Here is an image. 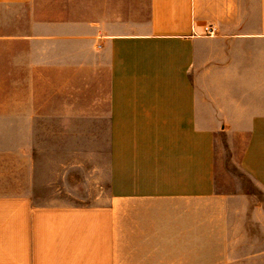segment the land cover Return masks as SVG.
I'll return each instance as SVG.
<instances>
[{
    "label": "crops",
    "instance_id": "crops-1",
    "mask_svg": "<svg viewBox=\"0 0 264 264\" xmlns=\"http://www.w3.org/2000/svg\"><path fill=\"white\" fill-rule=\"evenodd\" d=\"M46 137L105 138L100 205L57 199ZM230 166L261 196L218 192ZM262 242L264 0H0V264L264 263Z\"/></svg>",
    "mask_w": 264,
    "mask_h": 264
},
{
    "label": "rangeland",
    "instance_id": "rangeland-1",
    "mask_svg": "<svg viewBox=\"0 0 264 264\" xmlns=\"http://www.w3.org/2000/svg\"><path fill=\"white\" fill-rule=\"evenodd\" d=\"M53 95V89L52 88H46L45 91V96H46V102L51 101ZM49 109V108H48ZM70 144V147L74 149V146H76V150L79 151L80 149H87L92 148L93 151V164H92V171L93 175L92 178L90 179L88 176V166L87 168L84 167H78L77 169H73L70 166V173H68V163L67 161H63V155L64 152L66 151L65 148H68ZM65 146V148L63 147ZM106 142L105 138L101 137H93V138H47L46 137V152L48 151L50 155L52 154L54 148L56 147L57 149L60 150L58 153V156L60 155L59 165L60 169V178L58 182L56 183V189L58 190L57 192V199L62 200V202H71L74 205L77 206H84V205H90V206H97L100 205L102 200L106 199V196L104 195L107 193V185L102 182V178L100 177V166H101V156H102V147H105ZM62 146V147H61ZM64 149V150H63ZM81 150V151H83ZM85 158L83 155H77V166L79 163L84 164ZM83 166V165H82ZM228 173L232 174L233 177L228 178H220L218 180L217 184V191L220 193H235L236 189L242 188L243 191H245L248 194L251 195H256L257 197L261 196V193L256 189L254 185L250 182V180L242 174L235 166L227 170ZM87 174L88 178L85 181L84 180V174ZM52 170L48 177H52ZM220 182V183H219ZM52 189V187H51ZM104 198V199H102ZM243 243V242H242ZM241 241L239 244H242ZM258 243V242H257ZM256 245H259V243ZM262 244H264L262 242ZM255 245V246H256ZM254 246V247H255ZM260 246V245H259ZM253 247V248H254ZM264 249V248H263ZM261 248H237L234 250L233 253H230L228 256L230 260H238V262L244 260V255L246 253H253V252H259L261 251ZM231 252L233 250H230ZM222 252H229V250L223 251L221 250L220 253ZM236 257V258H235ZM176 259V258H174ZM227 259V258H226ZM241 259V260H240ZM204 260H211V257H206ZM189 264H195L198 261V258H188ZM252 263L248 264H264V263H259V259H254L251 260ZM237 262V261H236ZM235 263V264H245V263ZM221 264H226V263H221Z\"/></svg>",
    "mask_w": 264,
    "mask_h": 264
},
{
    "label": "built area",
    "instance_id": "built-area-1",
    "mask_svg": "<svg viewBox=\"0 0 264 264\" xmlns=\"http://www.w3.org/2000/svg\"><path fill=\"white\" fill-rule=\"evenodd\" d=\"M205 31L208 33L207 35H209V36L213 35V30L211 28H206Z\"/></svg>",
    "mask_w": 264,
    "mask_h": 264
}]
</instances>
